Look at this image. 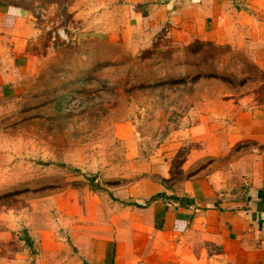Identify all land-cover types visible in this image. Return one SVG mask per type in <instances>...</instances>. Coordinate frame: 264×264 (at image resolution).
I'll list each match as a JSON object with an SVG mask.
<instances>
[{"label": "rangeland", "instance_id": "374dc122", "mask_svg": "<svg viewBox=\"0 0 264 264\" xmlns=\"http://www.w3.org/2000/svg\"><path fill=\"white\" fill-rule=\"evenodd\" d=\"M44 1L37 13L47 24L35 49L39 69L17 95L0 100V264L35 257L42 229L56 228L71 246L65 231L86 219L91 203L104 212L119 203L118 192L140 174L114 136L117 124L154 148L205 110L215 113L219 102L230 114L252 111L264 121V38L249 29L228 44L176 39L168 26L126 30L118 22L114 35L90 24L77 35L67 23V0ZM251 147L244 141L189 172L211 163L217 182L230 179L238 188L234 163Z\"/></svg>", "mask_w": 264, "mask_h": 264}, {"label": "crops", "instance_id": "0c3cea01", "mask_svg": "<svg viewBox=\"0 0 264 264\" xmlns=\"http://www.w3.org/2000/svg\"><path fill=\"white\" fill-rule=\"evenodd\" d=\"M44 2L0 0V100L17 95L39 69L35 49L47 24L37 13ZM65 5L68 26L77 35L85 24L114 35L118 22L126 30L168 26L176 39L219 44L245 38L238 35L244 29L264 38V0H67ZM217 104L215 113L205 110L197 123L175 130L154 148H146L128 124H117L114 136L140 176L118 192L119 203L109 204L107 212L91 203L86 219L65 231L71 246L56 228L42 229L36 233L39 253L19 263L264 264V201L258 195L264 191V121L259 113L230 114L223 102ZM244 141L252 143L253 152L235 160L239 190L230 179L217 182L211 163L189 172L201 159L226 156ZM181 152L186 158L174 160Z\"/></svg>", "mask_w": 264, "mask_h": 264}, {"label": "trees", "instance_id": "16d2710c", "mask_svg": "<svg viewBox=\"0 0 264 264\" xmlns=\"http://www.w3.org/2000/svg\"><path fill=\"white\" fill-rule=\"evenodd\" d=\"M91 184H92V183H91ZM258 195H259V197H261V199L264 201V191H259V192H258ZM157 196H160V195H157ZM171 198H173V199H178V198L175 197V196H172ZM185 201H186V203H190V202H191L190 199H185Z\"/></svg>", "mask_w": 264, "mask_h": 264}, {"label": "built area", "instance_id": "2783aa9c", "mask_svg": "<svg viewBox=\"0 0 264 264\" xmlns=\"http://www.w3.org/2000/svg\"><path fill=\"white\" fill-rule=\"evenodd\" d=\"M57 34L61 37V38H66V35L64 34L63 30H57Z\"/></svg>", "mask_w": 264, "mask_h": 264}]
</instances>
